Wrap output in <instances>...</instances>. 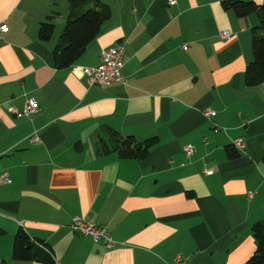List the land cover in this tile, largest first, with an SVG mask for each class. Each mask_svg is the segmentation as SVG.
<instances>
[{"label": "crops", "instance_id": "obj_1", "mask_svg": "<svg viewBox=\"0 0 264 264\" xmlns=\"http://www.w3.org/2000/svg\"><path fill=\"white\" fill-rule=\"evenodd\" d=\"M101 1L110 18L56 68L67 0H0V173L11 178L0 188V262L42 264L12 258L23 228L58 264H245L253 227L264 232V82H244L257 16L237 17L225 0ZM119 43L124 83L89 86L79 70ZM31 98L37 113L16 116ZM105 126L158 143L140 161L100 154ZM75 218L105 227L114 245L74 232Z\"/></svg>", "mask_w": 264, "mask_h": 264}, {"label": "trees", "instance_id": "obj_2", "mask_svg": "<svg viewBox=\"0 0 264 264\" xmlns=\"http://www.w3.org/2000/svg\"><path fill=\"white\" fill-rule=\"evenodd\" d=\"M69 14L62 33L53 49L52 55L56 68H66L73 65L99 34L102 24L111 16L108 5L101 0H67ZM223 6L231 10L237 17L257 16L259 25L252 29L253 60L247 64L244 71V82L253 87L264 82V3L257 5L252 1L225 0ZM51 20L41 22L38 27V38L49 41L54 33ZM106 140H100V154L116 153L120 159L144 160L157 145V137L138 141L133 136H122L114 129L105 126ZM228 149L229 157L237 155ZM264 159V157H263ZM256 248L245 264H264V232L262 225L253 227ZM43 246V247H42ZM12 258L17 261L55 264L52 251L40 240L33 239L23 229L19 228L13 237ZM0 264H6L1 261Z\"/></svg>", "mask_w": 264, "mask_h": 264}, {"label": "built area", "instance_id": "obj_3", "mask_svg": "<svg viewBox=\"0 0 264 264\" xmlns=\"http://www.w3.org/2000/svg\"><path fill=\"white\" fill-rule=\"evenodd\" d=\"M176 0H168L169 5H174ZM7 30L6 24H0V34ZM222 39H228L230 33L224 31L220 34ZM183 50H187V47H183ZM123 56H124V45L122 43L116 44L108 49H104L101 52V61L97 67H84L79 70V75L86 79L89 86H110L113 84H123L124 77L122 75L123 67ZM38 104L35 99H28L21 111H16L15 114L18 117H29L37 113ZM206 116L214 115V112H206ZM33 142L38 141V138L34 136ZM233 145L242 149L244 143L242 139H235ZM194 147L189 145L184 148L186 156H191L194 153ZM207 173H210L208 171ZM11 183V178L7 172L0 173V188L4 185ZM70 228L81 236H89L94 241L102 240L106 248H111L114 245V241L110 236L107 229L103 226H96L93 223L83 221L82 219H73ZM43 247V246H42ZM55 264L56 261H54Z\"/></svg>", "mask_w": 264, "mask_h": 264}, {"label": "rangeland", "instance_id": "obj_4", "mask_svg": "<svg viewBox=\"0 0 264 264\" xmlns=\"http://www.w3.org/2000/svg\"><path fill=\"white\" fill-rule=\"evenodd\" d=\"M261 34H263L264 35V31H262V33Z\"/></svg>", "mask_w": 264, "mask_h": 264}]
</instances>
